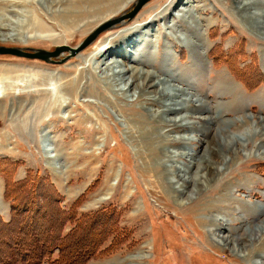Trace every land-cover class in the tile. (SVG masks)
Wrapping results in <instances>:
<instances>
[{
	"label": "rangeland",
	"instance_id": "rangeland-1",
	"mask_svg": "<svg viewBox=\"0 0 264 264\" xmlns=\"http://www.w3.org/2000/svg\"><path fill=\"white\" fill-rule=\"evenodd\" d=\"M98 1L0 0L2 31L20 33L0 45L75 46L111 8ZM171 1L148 0L63 63L0 55V169L8 171L12 196L5 197L0 173L8 205L0 218L9 222L12 203L33 198L46 211H64L62 233L71 231L68 248L82 264H264V31L251 29L242 19L249 12H236L231 0H188L195 2L184 16ZM257 1L252 12L264 13V0ZM115 43L124 55L112 58L130 69L125 77L148 72L149 82L164 81L165 95L180 89L191 97L189 108L169 113V94L141 86L139 77L131 89L138 100L93 82L96 48ZM243 113L249 117L242 121ZM181 116L191 126L164 124ZM143 119L149 122L139 124ZM140 128L151 134L139 137ZM225 131H248L249 141L228 153L216 141ZM197 161L207 169L197 171ZM196 172L205 178L182 182ZM93 242L99 249L91 256Z\"/></svg>",
	"mask_w": 264,
	"mask_h": 264
},
{
	"label": "bare ground",
	"instance_id": "bare-ground-1",
	"mask_svg": "<svg viewBox=\"0 0 264 264\" xmlns=\"http://www.w3.org/2000/svg\"><path fill=\"white\" fill-rule=\"evenodd\" d=\"M87 1V0H84V2ZM90 0H88L89 2ZM96 0H94L93 3H95ZM98 1V0H97ZM109 1L110 4V9L107 11H104L102 12L101 16L98 18V19H94V22L95 24H102L108 20H111V19H114L112 17H114L113 15H115L118 11H121L122 9L124 10V6L127 4V3H130L131 1L133 0H124V1H121L119 0L117 2V0H107ZM136 1V0H135ZM233 1V3H235L236 7L235 10L236 12H246L248 11V13H245V15L242 16V19L245 20V23H250L253 25V27L255 28H251V29H255L256 31L257 30H261V31H264V23H261V18L264 17V13H260L259 11L258 12H252V9L255 8V7H261L260 5V2H258L257 0H231ZM92 2V1H91ZM106 2V1H105ZM171 7H173V9H177L180 13L179 16H184L185 14H183V12H187V8L191 7L192 3H194L195 1H188V0H172L171 1ZM192 2V3H190ZM99 3V1H98ZM103 2L100 3V5L102 4ZM135 2H133L132 4H134ZM108 4V2H107ZM197 4V3H196ZM263 4V3H262ZM89 6L91 4H88ZM86 5V6H88ZM97 5V4H96ZM177 5V6H176ZM94 6V5H93ZM133 6V5H132ZM264 6V5H263ZM74 7V5H73ZM115 7V8H114ZM124 7V8H123ZM182 7V8H180ZM195 7V6H194ZM169 8V7H168ZM180 8V9H179ZM88 9V7H87ZM122 10V11H123ZM91 12V11H90ZM126 12V11H125ZM123 12V13H125ZM122 13V14H123ZM88 14V13H86ZM248 14V15H246ZM100 15V14H99ZM83 16V15H82ZM241 16V15H240ZM79 17V16H77ZM96 17V16H95ZM132 19V18H131ZM125 20H130V19H125ZM23 21H17V23H22ZM102 22V23H101ZM124 21L121 22V24H123ZM8 23V22H7ZM11 24V23H10ZM168 24V23H166ZM174 24V23H173ZM171 24V25H173ZM124 25V24H123ZM249 25V24H248ZM170 27V24L167 25V27ZM251 26V25H250ZM13 27V25H12ZM96 27V26H95ZM252 27V26H251ZM7 28V24H6V21L5 20H0V39H6V38H9L12 39V38H15L14 35H17V34H20V33H15V32H4L2 31L3 29ZM19 28V27H18ZM91 28V27H90ZM131 27H127L123 30H121V32H126V31H129ZM11 29V28H10ZM20 29V28H19ZM88 29V27H87ZM260 31V32H261ZM120 32V33H121ZM177 33V32H176ZM175 35V34H174ZM14 36V37H13ZM191 43V41H190ZM190 43H187V44H190ZM196 43V42H195ZM194 43V44H195ZM114 44V43H113ZM114 48V49H113ZM124 51L122 48H119L118 47V44L115 43L114 46H109V47H102V49H100V47L96 48V51L95 53L93 54L92 56V59L95 60L93 62V66L95 65L94 67V71H91V69L89 68V73H91L92 77V81L95 82V83H100L101 86H105L107 88H109L111 91H114V92H118L117 90H119V92H121V97H135L137 100H138V96H135V91L132 93L131 92V89L133 88V84L134 82L136 81V79L139 77L141 79H143V81H141L142 85L141 86H150V87H156L155 90H157V92L159 93V95L161 96H166L167 94H169L168 98L164 101L161 100V98L159 97H156V98H152V100H160L161 102H163V105L165 107L166 110L169 111V113H175V112H172V111H181V110H184V109H188L189 108V102L192 101V98L190 97V99H187V98H182V92H180V89H175L177 90L175 93H173L172 95L170 93H165L159 89V87H161V85H164V81L162 82V80L159 78L157 81H153V82H149L151 80V78L153 77V75H151L150 73L148 72H140L139 70H133L128 77H125L127 72L130 70V69H127L126 67H123L120 60L118 58H112V56H123L124 54ZM165 59V58H164ZM171 59V58H170ZM163 60V59H162ZM138 63V62H137ZM140 63V62H139ZM171 65V64H169ZM173 65V64H172ZM115 68H118V69H115ZM84 69V68H83ZM88 71V70H87ZM182 71V70H181ZM163 72V71H162ZM159 77V76H158ZM166 77V76H165ZM175 77V76H174ZM181 77V76H180ZM179 77V78H180ZM76 80V79H74ZM145 80V81H144ZM164 80V79H163ZM182 81V80H181ZM186 81V80H185ZM227 79L226 78H223L222 77V85L224 83H227L226 82ZM72 80L68 81L67 82V86H70ZM74 84V83H73ZM122 85H124L122 88L120 87ZM175 84V83H174ZM137 87H139V83L136 84ZM174 87V86H173ZM135 88V87H134ZM173 89V88H172ZM151 90V89H150ZM153 91V90H152ZM168 92V91H167ZM90 95H92L93 93L89 92ZM156 93V92H154ZM185 94V93H184ZM188 96V95H187ZM179 98H182L179 100ZM200 99V98H199ZM152 101V102H153ZM197 101V99L195 100ZM156 102V101H155ZM158 102V101H157ZM175 106V107H174ZM197 109V108H196ZM195 111V110H194ZM157 115V114H156ZM160 116V115H159ZM242 117L239 118V120H244L245 118L249 117L247 116V114H242L241 115ZM244 118V119H243ZM157 119V118H155ZM160 119V118H159ZM236 119V118H235ZM188 120V121H187ZM160 121V120H159ZM158 120H156V122H159ZM180 121H187L185 122L184 124H180L178 122ZM149 121L143 119L141 121H139L138 123L139 124H147ZM212 122V121H211ZM192 123H193V120H192ZM162 124V123H161ZM164 124H167L169 126H177V127H174V129H178V128H183V129H186L188 126H191V122L189 121V117H186V116H181L179 118H172V119H168L167 120H164ZM178 126H181V127H178ZM186 127V128H185ZM157 128V127H156ZM191 128V127H190ZM261 129V128H260ZM223 131V130H222ZM219 132V131H218ZM217 132V135H216V141L218 140L219 141V146L222 147V149L224 150H227L228 153H233L234 151H236V148H242L244 145H246V143L249 141V138L247 137L246 133H230V134H226V131L225 133L224 132H220L218 133ZM241 132V131H240ZM254 132V131H252ZM254 133H257V132H254ZM151 133L148 131V130H145L144 128H140L138 130V135L139 137L141 138H145V135H150ZM253 133H251L252 135ZM256 134H254L253 136H255ZM258 135H263L261 133H257L256 136ZM252 136V137H253ZM251 137V138H252ZM185 139H188V138H185ZM190 139V138H189ZM148 140H152V139H148ZM149 142V148H148V151L150 150L151 153H154L155 152V149L152 147L151 145V142ZM205 152H203L201 155H205L207 153H209L210 151H212V149L210 148V146L208 148H205L204 149ZM232 155V154H230ZM211 158V157H210ZM209 161V158L206 160V162ZM205 163L202 162V161H197L196 162V167H197V171L198 169L199 170H202V169H207V167H205V165L203 166V164ZM201 166H203L201 168ZM178 167V166H177ZM201 168V169H200ZM179 169V167L177 168ZM213 169V168H212ZM210 169V170H212ZM198 172H196L195 176L194 177H182L181 180H183L182 182H186V183H192V182H199L200 181V177H203L205 178L206 176V173L203 174L202 176L200 175H197ZM181 186V185H180ZM179 186V187H180ZM215 219V218H214ZM264 222V221H263ZM264 226V225H263ZM261 230V228H256L255 231L259 232ZM229 240V239H228ZM227 241V238L225 239V242Z\"/></svg>",
	"mask_w": 264,
	"mask_h": 264
},
{
	"label": "trees",
	"instance_id": "trees-1",
	"mask_svg": "<svg viewBox=\"0 0 264 264\" xmlns=\"http://www.w3.org/2000/svg\"><path fill=\"white\" fill-rule=\"evenodd\" d=\"M231 68L232 71H236L235 67ZM5 172L8 173L0 169L6 181L5 197L11 198L12 196L7 193L10 181ZM11 207L12 219L5 223L0 218V264H41L44 260L48 264L84 263L82 259H74L72 249L68 248L71 231L62 233L66 225L64 223L68 222L64 211L55 207H53L54 212L46 211L47 207L41 208L34 198L15 205L12 203ZM95 213L88 216V221L95 218ZM55 214L56 221L53 222ZM38 224L43 225L41 229L38 228ZM115 242L99 250V255L111 251ZM89 249L88 255H94L99 249V242L97 244L93 242ZM55 250L57 257L52 259ZM80 254L78 257L81 256Z\"/></svg>",
	"mask_w": 264,
	"mask_h": 264
},
{
	"label": "water",
	"instance_id": "water-1",
	"mask_svg": "<svg viewBox=\"0 0 264 264\" xmlns=\"http://www.w3.org/2000/svg\"><path fill=\"white\" fill-rule=\"evenodd\" d=\"M148 0H136L133 6H131L125 13L120 16L108 20L97 27H95L79 44L75 46H69L67 44H59L54 47L53 50L49 51L42 48L32 47H14L0 45V55H12L15 57H22L27 59H38L50 63H63L70 57H74L79 54L83 49L88 47L96 39V37L103 31L109 29L117 23H121L125 19L133 18L138 10ZM66 54L63 58H58Z\"/></svg>",
	"mask_w": 264,
	"mask_h": 264
},
{
	"label": "crops",
	"instance_id": "crops-1",
	"mask_svg": "<svg viewBox=\"0 0 264 264\" xmlns=\"http://www.w3.org/2000/svg\"><path fill=\"white\" fill-rule=\"evenodd\" d=\"M5 201H6V200H5L4 197H3V185H2V182H0V211L6 209V213H8V212H7V207H8V205H7V203H6ZM6 213H5V214H6Z\"/></svg>",
	"mask_w": 264,
	"mask_h": 264
}]
</instances>
